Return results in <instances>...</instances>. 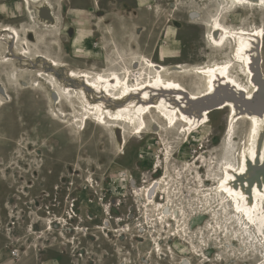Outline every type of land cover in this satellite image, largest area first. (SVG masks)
<instances>
[{
    "label": "bare ground",
    "instance_id": "6f19581e",
    "mask_svg": "<svg viewBox=\"0 0 264 264\" xmlns=\"http://www.w3.org/2000/svg\"><path fill=\"white\" fill-rule=\"evenodd\" d=\"M203 2L207 12L180 15L178 5L170 12L177 22L199 26L202 51L211 58L208 62L169 64L142 56L130 80L129 68H119L115 62L99 71L73 69L64 58L53 56L52 47L39 40L33 25L24 33L3 25L0 28L8 38H0V75L15 93L44 96L51 115L68 129L84 131L87 122L105 128L122 152L130 137H159L161 151L152 172L159 180L146 194L141 212L154 223L149 227L152 261L170 259L161 246L169 239L189 249L192 260L184 258L182 264L193 260L264 264V111L259 113L236 98L256 101L264 81V0ZM30 5L33 24L51 38L59 29L53 0H30ZM235 17L237 22L229 21ZM251 18L255 23L247 22ZM215 53L222 58L212 59ZM2 67L9 71L2 72ZM255 68L261 79L256 78ZM0 91L7 102L12 100L5 85ZM214 113L221 115L222 129L216 144H205L188 157L176 155L172 146L165 156L164 141L174 143L168 136L178 139L186 131L189 135L203 131ZM148 117L155 124L151 132ZM180 125L183 133L178 135ZM178 158L191 163L196 178L176 176L169 168L160 174ZM131 195L138 197L132 191ZM212 251L215 254L210 256Z\"/></svg>",
    "mask_w": 264,
    "mask_h": 264
},
{
    "label": "rangeland",
    "instance_id": "374dc122",
    "mask_svg": "<svg viewBox=\"0 0 264 264\" xmlns=\"http://www.w3.org/2000/svg\"><path fill=\"white\" fill-rule=\"evenodd\" d=\"M94 1L96 7H85L89 0H60L63 7L57 14L59 10L63 14H58L59 29L51 38L33 24L30 0H7L8 17L0 18V26H14L24 33L33 25L39 40L52 47L53 56L64 58L71 68L99 71L115 62L119 68H129L130 80L142 56L186 65L211 59L202 51L199 26L177 22L170 12L174 5L180 15L207 12L203 1L209 0ZM247 22L255 23V19ZM4 35L8 38L0 28V38ZM220 58L217 53L212 56ZM7 71L2 67V72ZM1 85L12 100L7 102L0 93V264H182L184 258L192 260L189 249L169 239L161 241V246L170 259L149 258L154 247L149 227L154 223L141 212L146 194L159 177L152 173L161 151L159 137H130L122 152L105 128L87 122L84 131L70 130L51 115L49 101L40 93H15L2 75L0 89ZM61 109L69 112L65 106ZM220 120L221 115L214 113L205 130L191 135L183 133L180 125L178 135H183L168 136L174 141L171 144L164 141L165 156L172 146L176 155L188 157L205 144H216L221 137ZM146 121L151 132L153 118ZM189 164L175 159L160 174L169 168L176 176L195 177Z\"/></svg>",
    "mask_w": 264,
    "mask_h": 264
},
{
    "label": "water",
    "instance_id": "95a60500",
    "mask_svg": "<svg viewBox=\"0 0 264 264\" xmlns=\"http://www.w3.org/2000/svg\"><path fill=\"white\" fill-rule=\"evenodd\" d=\"M255 72H256V78L261 79V77H259L260 73L258 72L257 68H255ZM261 82L262 84H260L258 93L256 94V101H247L241 98L240 96H237V94H234L235 96H237L236 98L238 99L239 102H241L247 107H252V106L255 107L257 109V112L259 113L264 111V84H263L264 81H261ZM262 171L264 172V169H262Z\"/></svg>",
    "mask_w": 264,
    "mask_h": 264
},
{
    "label": "crops",
    "instance_id": "0c3cea01",
    "mask_svg": "<svg viewBox=\"0 0 264 264\" xmlns=\"http://www.w3.org/2000/svg\"><path fill=\"white\" fill-rule=\"evenodd\" d=\"M53 4H54V7H55L56 16H58V14H60V16H61V13L63 14V12H61V10H59L58 14H57V9H61L63 7V5L60 3V0H53ZM87 6L88 7H96L97 4H96V2L94 0H89V4L85 5V7H87ZM87 13H88V11L84 10V14H87ZM7 17H8V3H7V0H0V18L1 19L3 18V19L6 20Z\"/></svg>",
    "mask_w": 264,
    "mask_h": 264
}]
</instances>
